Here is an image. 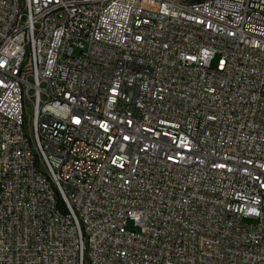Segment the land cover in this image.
<instances>
[{"label": "built area", "instance_id": "2783aa9c", "mask_svg": "<svg viewBox=\"0 0 264 264\" xmlns=\"http://www.w3.org/2000/svg\"><path fill=\"white\" fill-rule=\"evenodd\" d=\"M0 264H264V0H0Z\"/></svg>", "mask_w": 264, "mask_h": 264}, {"label": "rangeland", "instance_id": "374dc122", "mask_svg": "<svg viewBox=\"0 0 264 264\" xmlns=\"http://www.w3.org/2000/svg\"><path fill=\"white\" fill-rule=\"evenodd\" d=\"M128 229H130L132 227L131 223H128Z\"/></svg>", "mask_w": 264, "mask_h": 264}]
</instances>
